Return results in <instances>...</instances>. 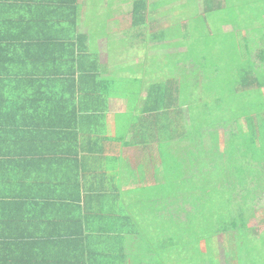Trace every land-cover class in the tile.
I'll return each instance as SVG.
<instances>
[{"label":"trees","instance_id":"obj_1","mask_svg":"<svg viewBox=\"0 0 264 264\" xmlns=\"http://www.w3.org/2000/svg\"><path fill=\"white\" fill-rule=\"evenodd\" d=\"M263 4L186 0L185 22L149 33L150 5L175 6L135 0L119 48L145 58L124 66L91 53L79 0H0V264H222L202 253L220 236L224 264H264V229L249 226L264 200V24L245 19ZM191 65L204 73L194 95ZM127 84L148 100L112 136L110 98ZM157 142L164 174L147 184L156 162L123 149Z\"/></svg>","mask_w":264,"mask_h":264},{"label":"crops","instance_id":"obj_2","mask_svg":"<svg viewBox=\"0 0 264 264\" xmlns=\"http://www.w3.org/2000/svg\"><path fill=\"white\" fill-rule=\"evenodd\" d=\"M135 0H79V4L82 5V10L80 14V21L83 25V31L81 29L80 32L86 33L89 37V47L92 54H97L100 64H113L115 65H130L132 59L134 60L135 56L137 57L138 53L135 51L133 46L125 48L123 51H120L119 42L120 38H122L121 33L123 29H127L131 25L132 16H133V3ZM160 1V0H157ZM170 2L175 6L171 8V10H166L167 7H158L155 9L151 8V5L148 10V19L146 22L142 23L141 30L147 31L149 33H154L155 31L161 30L156 23L160 20V24L162 27L169 26L176 22L175 18H178V23L185 22L184 19L181 20L180 14L185 11H181L180 9H176V6L179 7L180 3L186 2V0H170ZM99 3L97 14L94 12L93 4ZM155 5V4H152ZM110 9L114 10L115 13L113 16H110ZM185 10V9H182ZM240 11V10H239ZM196 15V11L194 7L189 8V17H194ZM220 16H223V9H220ZM223 18V17H222ZM188 23L190 25V30L192 28L191 21L188 19ZM221 27L223 23H221ZM127 29V30H128ZM118 32V35L121 37H116L115 33ZM153 41V40H152ZM127 47V46H125ZM166 51V50H165ZM162 51L160 49L156 51H152L153 55L158 57L159 61H164L166 58L167 51ZM170 52L172 49L169 50ZM145 52V51H144ZM140 51L139 57L145 58V53ZM147 62L148 59H142ZM112 61V62H111ZM198 69L193 66L191 68L190 74V93L195 94V87L193 84V75L195 74L193 71H197ZM201 70V69H199ZM198 72V71H197ZM120 77L113 78L116 82H120L125 84L124 80L129 78L131 80L132 76L129 72L121 73L119 72ZM192 75V76H191ZM131 76V77H130ZM123 80H121V79ZM112 79V78H111ZM133 87V88H131ZM138 86L127 84L122 92L116 93L115 96L110 98L109 103V112L107 115L108 118V130L109 133L114 136L116 134L117 122L116 115L118 113L125 114L120 121L124 128L130 130L129 124L134 122L135 119L131 118V116H137L144 109L146 101L148 100L149 91L148 87L144 86L142 91L138 90ZM132 91L134 92L132 95ZM132 95V97H131ZM131 97V98H130ZM130 98V99H129ZM131 100V102H130ZM133 100V101H132ZM133 109V113H129V109ZM129 113V116L126 114ZM158 117V116H157ZM136 118V117H135ZM160 121L156 122V129L160 132L158 139L163 141V134H161L160 129H162V122H165L163 117H158ZM136 122V121H135ZM147 125H149L147 123ZM139 128V127H138ZM137 129V128H136ZM133 136V135H131ZM160 141V142H161ZM155 143V146H151L150 149L143 151L142 149H138L135 147H129L123 149V156L127 161H136V160H144V163H150V161H155V164L152 165H144L142 167L145 172V177L148 178L149 181H146L147 184H153L155 179H162L164 174V166L162 165L163 157L160 153L161 143ZM138 185H144L143 183H139ZM129 189V188H125ZM155 214L157 217H155ZM136 217L141 215L142 217H153L159 218V213H148L145 211L144 213H135ZM82 217L76 216V219Z\"/></svg>","mask_w":264,"mask_h":264},{"label":"rangeland","instance_id":"obj_3","mask_svg":"<svg viewBox=\"0 0 264 264\" xmlns=\"http://www.w3.org/2000/svg\"><path fill=\"white\" fill-rule=\"evenodd\" d=\"M251 0H230V2H232V4H236L237 6H243V8H246L247 3L250 2ZM261 2L264 3V0H259ZM253 10H245V14L249 15L250 17H245L246 21H256L264 24V4L261 6V8L257 7V6H253L252 7ZM261 26L258 25L256 27H253V30H257L260 31L261 30ZM213 60L212 62L216 63V62H220L218 63V65L221 66V58L219 59L217 57V52L214 51V53L212 54ZM141 57V56H140ZM140 57H134L136 58L138 61H140ZM139 62H134L132 61L130 63V65H135ZM193 65H191L192 67ZM197 71H193L195 74L193 75V84L195 89H200L202 81H203V77H204V73L199 70V68H197ZM255 106V105H254ZM258 107V106H257ZM264 111V110H263ZM250 236L253 237V233L255 229H264V200L260 203V206L258 207L257 211H256V217L252 218L250 223ZM227 247V243H226V239L222 236L220 237H216L212 240H206L205 244L203 245V256H205L207 258L210 257H215L216 259H218L222 264H224V260H225V248Z\"/></svg>","mask_w":264,"mask_h":264}]
</instances>
